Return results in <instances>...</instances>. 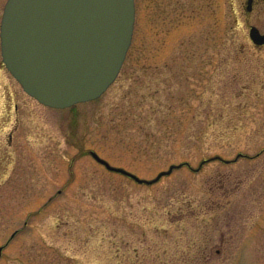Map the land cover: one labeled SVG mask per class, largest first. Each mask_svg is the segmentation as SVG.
<instances>
[{
	"label": "rangeland",
	"instance_id": "1",
	"mask_svg": "<svg viewBox=\"0 0 264 264\" xmlns=\"http://www.w3.org/2000/svg\"><path fill=\"white\" fill-rule=\"evenodd\" d=\"M238 1L136 0L118 77L66 108L0 39V264H264V47ZM90 149L147 179L193 168L138 183Z\"/></svg>",
	"mask_w": 264,
	"mask_h": 264
},
{
	"label": "water",
	"instance_id": "2",
	"mask_svg": "<svg viewBox=\"0 0 264 264\" xmlns=\"http://www.w3.org/2000/svg\"><path fill=\"white\" fill-rule=\"evenodd\" d=\"M136 22L135 0H7L1 21L2 59L23 89L39 102L66 108L101 96L117 78L132 44ZM251 38L264 43L252 28ZM89 153L111 171L152 184L174 168L171 164L154 178L111 164L95 150ZM240 156L239 153L233 161ZM231 162L220 155L204 159ZM0 247V251H1Z\"/></svg>",
	"mask_w": 264,
	"mask_h": 264
},
{
	"label": "flooded vegetation",
	"instance_id": "3",
	"mask_svg": "<svg viewBox=\"0 0 264 264\" xmlns=\"http://www.w3.org/2000/svg\"><path fill=\"white\" fill-rule=\"evenodd\" d=\"M243 22L248 30V37L251 44L256 48H263L264 43L256 44L251 38L252 28L264 34V0H239Z\"/></svg>",
	"mask_w": 264,
	"mask_h": 264
}]
</instances>
